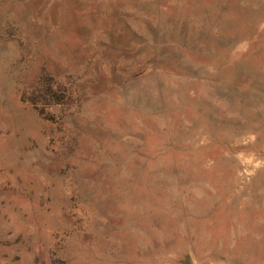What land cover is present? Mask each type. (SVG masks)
Masks as SVG:
<instances>
[{
  "label": "rangeland",
  "instance_id": "obj_1",
  "mask_svg": "<svg viewBox=\"0 0 264 264\" xmlns=\"http://www.w3.org/2000/svg\"><path fill=\"white\" fill-rule=\"evenodd\" d=\"M0 264H264V0H0Z\"/></svg>",
  "mask_w": 264,
  "mask_h": 264
}]
</instances>
